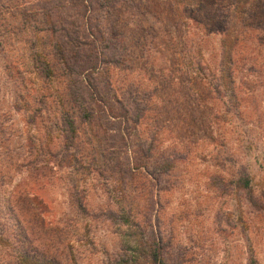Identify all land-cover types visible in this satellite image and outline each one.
<instances>
[{"label": "rangeland", "instance_id": "rangeland-1", "mask_svg": "<svg viewBox=\"0 0 264 264\" xmlns=\"http://www.w3.org/2000/svg\"><path fill=\"white\" fill-rule=\"evenodd\" d=\"M113 1L95 4L98 18L79 35L100 24L114 44L104 54L123 63L102 62L95 82L126 118L91 98L85 109L97 112L86 118L69 101L83 76L69 73L55 44L69 50L62 28L66 13L83 20L80 7L0 0V264H19L24 251L42 264H108L148 251L154 237L167 264H264V85L241 90L237 105L229 90L215 93L222 36L206 25L213 14L221 23L226 0ZM250 22L264 40V2ZM165 161L168 170L157 166ZM244 176L250 189L238 183ZM120 212L129 223L110 215Z\"/></svg>", "mask_w": 264, "mask_h": 264}, {"label": "trees", "instance_id": "trees-1", "mask_svg": "<svg viewBox=\"0 0 264 264\" xmlns=\"http://www.w3.org/2000/svg\"><path fill=\"white\" fill-rule=\"evenodd\" d=\"M71 1L73 5L81 8L79 14L82 15L83 20L80 18V15L78 21L73 17V14L66 13L65 21L67 25L65 27L63 25L62 30L66 36V46L70 45V48H66L69 50L65 51V49L61 47V43L56 42L55 44V55L57 56L56 49H58V52L60 53L59 58L68 66L70 70L69 73H79L83 76L81 82L70 87V94L72 97L69 101L77 103L78 106L82 108V114L86 118H90L97 112L94 107L90 108L89 106L88 109H85V107L89 105L87 102L88 98H91L93 103L98 101L104 102L105 106L103 112H106L109 116L115 117L120 111H117V108L112 103V99L110 100L108 95H106V90H99V85L95 81L100 74V64L102 62L108 63V61H111L115 65H122L123 61L114 57L107 59L104 54V48L114 47V44L108 46V38L105 36L106 33L104 32V29H101L100 24L96 25V32H92L89 29V34H85L83 37L79 35L80 27H82V24H85V21L87 27H89L93 25V22L98 18V15L95 13V4L100 8H107L105 2L109 0H97L96 2L93 0ZM119 1L121 0H114L113 2L117 4ZM200 2L202 3V0ZM263 2L264 0H226L225 3L219 5L222 8L220 12L223 13L221 15V23L213 14V19L208 21L209 23L206 25L209 33H220L222 36V59L220 60L218 70L220 74H222V77L220 74L218 76L214 73L212 74V77H218V80H220L221 77L222 81L221 83L217 82L216 86H214L215 93L224 96L229 90L234 105H237V103L239 104V101L242 99L239 93L241 90H244V88H248L249 86V88L253 90L254 87H257L258 85H264V46H262L264 40L261 39L259 35L261 30H258V25L260 23L256 24L252 22L251 24L250 22V20H255ZM56 6L57 9L60 10L66 5L58 3ZM202 6L200 5V7H197L200 9V12L203 10ZM50 7L51 6L47 5L42 6V11H44L46 15H52V9ZM65 9H67V7H65ZM67 11L69 10L67 9ZM199 24H201V22L197 25L199 26ZM118 40L119 39L115 38L116 42ZM82 46H87L90 49L89 52H87V49H83ZM196 65L198 71L205 69V65L206 67L208 66L205 60H197ZM44 72L47 75H50L52 70H44ZM205 76L208 77L209 75L206 73ZM113 99L116 102H119L121 99L119 93H117L116 97H113ZM137 107L140 110H137L139 112L136 113L135 119L138 123H141L142 119L145 117L144 115L146 111L144 109L146 107L142 105H138ZM141 109L144 113H141ZM121 110V116L126 118L128 111L123 106ZM148 110L149 108L147 111ZM63 114H65V112ZM63 116L64 120L62 122H64L66 126L67 145H71L78 139L77 125L74 117L69 114V111ZM165 162L163 164L159 163L157 166H162L167 170L170 169V163L168 161ZM136 169H139V167L134 166L132 171H135ZM147 170L151 177L155 180L159 179L157 175H154V173L149 171V168ZM147 170L145 171L144 168L145 173H147ZM238 183L244 188L250 189L252 187L251 178L249 176H244L239 179ZM33 198L34 197H32V199ZM76 200L82 211L88 210L84 203L85 200L82 197L76 198ZM258 206L264 208V205ZM110 215L114 219L120 218V221L124 223H129L130 221V216L125 212H120L117 216L113 213H110ZM154 238L151 241L153 243H151V249H148V251L140 249L139 253L138 250H133L131 253L119 257L117 260L109 262L108 264H141L142 261H140V257L144 255L150 257L149 260L151 264H167L164 258V245L161 243L160 239ZM48 261H46L47 263L45 264H60L56 258H49ZM19 264L42 263L37 257L32 256L30 252L24 251L20 257Z\"/></svg>", "mask_w": 264, "mask_h": 264}]
</instances>
